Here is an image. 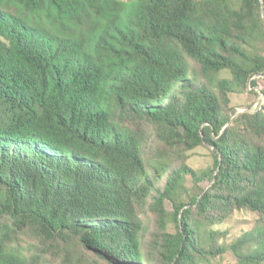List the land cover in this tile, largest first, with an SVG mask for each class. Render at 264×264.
Returning <instances> with one entry per match:
<instances>
[{
  "label": "trees",
  "instance_id": "obj_1",
  "mask_svg": "<svg viewBox=\"0 0 264 264\" xmlns=\"http://www.w3.org/2000/svg\"><path fill=\"white\" fill-rule=\"evenodd\" d=\"M237 212L257 219L227 245ZM227 249L264 264V0H0V264Z\"/></svg>",
  "mask_w": 264,
  "mask_h": 264
},
{
  "label": "rangeland",
  "instance_id": "obj_2",
  "mask_svg": "<svg viewBox=\"0 0 264 264\" xmlns=\"http://www.w3.org/2000/svg\"><path fill=\"white\" fill-rule=\"evenodd\" d=\"M263 83L259 84V88L249 89L251 92H239L232 96V105L237 108V114L246 110L255 111L262 103L263 97L261 93ZM253 90V91H252ZM258 94H256V92ZM252 106L251 109H248ZM189 164L195 170H205L212 166L213 158L209 149L205 146L196 148L189 158ZM191 185V184H190ZM257 216L251 212H237L227 222L217 227L218 230L226 234L225 243L230 245L235 239L253 228ZM236 259L233 252L227 249L226 255L219 260V264H235Z\"/></svg>",
  "mask_w": 264,
  "mask_h": 264
}]
</instances>
